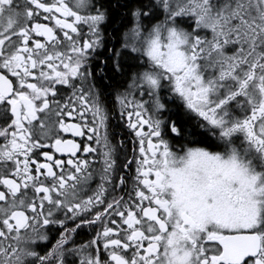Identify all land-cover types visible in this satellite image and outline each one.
Masks as SVG:
<instances>
[{
    "label": "snow or ice",
    "instance_id": "6c2138e0",
    "mask_svg": "<svg viewBox=\"0 0 264 264\" xmlns=\"http://www.w3.org/2000/svg\"><path fill=\"white\" fill-rule=\"evenodd\" d=\"M0 264H264V0H0Z\"/></svg>",
    "mask_w": 264,
    "mask_h": 264
}]
</instances>
